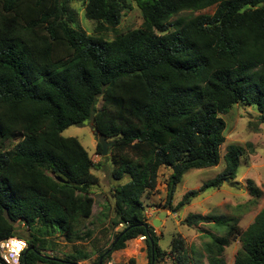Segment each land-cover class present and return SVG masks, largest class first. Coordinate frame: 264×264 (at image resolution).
Listing matches in <instances>:
<instances>
[{"label": "trees", "instance_id": "obj_1", "mask_svg": "<svg viewBox=\"0 0 264 264\" xmlns=\"http://www.w3.org/2000/svg\"><path fill=\"white\" fill-rule=\"evenodd\" d=\"M82 1L86 18L97 23L93 33L75 26L70 0H0V240H27L22 264L90 257L78 244L90 231L82 236L80 227L92 215L100 179L88 150L63 131L93 120L113 141L105 158L117 181L115 217L103 228L113 238L95 264L142 236L148 264H157L165 251L143 198L156 189L160 167L179 166L167 183L169 206L186 172L220 163L223 115L243 103L264 121V0H137L143 23L127 31L118 29L127 0ZM212 6V14L194 15ZM97 149L102 155L100 143ZM244 152L229 145L223 171L188 191L175 210L235 182ZM210 219L191 213L185 224ZM56 235L73 244L72 254L54 253ZM236 239L234 264H264V204L246 229L236 220L224 235H212L204 244L208 264H226V247ZM184 244L173 239L176 264H187Z\"/></svg>", "mask_w": 264, "mask_h": 264}, {"label": "rangeland", "instance_id": "obj_2", "mask_svg": "<svg viewBox=\"0 0 264 264\" xmlns=\"http://www.w3.org/2000/svg\"><path fill=\"white\" fill-rule=\"evenodd\" d=\"M127 2L130 6L123 13L118 26L120 31L139 28L143 23V16L137 0H127ZM70 5L76 11L77 24L75 26L93 33L97 23L86 18L84 2L82 0H70ZM215 8V6H212L197 11L194 15L212 14ZM106 37L111 39L114 37V33L109 31L106 33ZM100 105L101 101L98 103V107ZM260 115L262 113L258 111L256 106H246L243 103L234 106L229 113L223 115L227 128L226 140L220 148V163L214 167L192 169L186 172L182 181L178 184L172 203L169 206L167 204V183L173 169L166 166L160 167L156 189L143 198L149 223L159 210L166 209L169 212L168 217L163 219L164 223L156 228L161 232L160 246L165 251L157 264H176L175 256L171 253L175 237H180L185 241L184 247L189 257L187 258V264H204L205 262L208 264L204 254V244L211 240L212 235H224L228 224L236 220L239 222L242 214L247 218L244 222V227L247 228L249 221H253L261 210L264 204V121H262ZM95 133L93 120H87L82 126H69L63 131L64 136L77 137L88 150L96 164L92 171L100 179L99 184L92 187L91 196L94 198L92 215L85 219L80 227L82 236L90 231V234L84 235V239L78 243L83 245L85 251L90 254L89 258L80 261L81 264H95L98 251L108 247L113 238L111 230L106 231L103 228L110 225L111 219L115 217L111 191L117 185V181L112 177L114 169L112 161L101 155L97 149L98 140ZM18 140V138H15L11 143H16ZM108 141L112 140L108 139ZM231 144L241 145L245 149L238 167L236 181L233 183L225 182L221 188H209L200 192L197 197L192 199L190 204L175 210L177 204L188 191L199 190L205 182L215 178L223 171L225 167L224 155ZM126 181L127 178L121 182ZM254 187L261 194L258 198L251 193ZM191 213H203L211 218L210 222L198 223L192 226L187 225L185 219ZM231 215L234 217L233 220H230ZM120 228H122V225L118 227V229ZM200 231L204 232L202 236L198 235ZM23 233L28 236L29 231L25 229ZM54 239L58 243L56 251H54L56 255L65 257L74 252L73 244L63 236L56 235ZM240 247L239 239L231 241L229 246L226 247L224 253L226 264H233ZM141 248H144V250L141 251ZM142 254L145 255L144 258ZM131 258L135 259L134 264H148L145 240L138 239L137 241L128 242L125 249L113 252L111 259L105 264H132L129 263Z\"/></svg>", "mask_w": 264, "mask_h": 264}, {"label": "built area", "instance_id": "obj_3", "mask_svg": "<svg viewBox=\"0 0 264 264\" xmlns=\"http://www.w3.org/2000/svg\"><path fill=\"white\" fill-rule=\"evenodd\" d=\"M145 238L142 236L139 239L144 241ZM27 247V240L18 236H10L0 240V263L22 264V255Z\"/></svg>", "mask_w": 264, "mask_h": 264}, {"label": "water", "instance_id": "obj_4", "mask_svg": "<svg viewBox=\"0 0 264 264\" xmlns=\"http://www.w3.org/2000/svg\"><path fill=\"white\" fill-rule=\"evenodd\" d=\"M96 139L98 140V143L102 146V155L106 156L109 153L110 147L113 145V141H108L106 137H104L102 134L98 133L96 131L95 133ZM179 169V166H176L173 169V172H177ZM58 181H64L62 178L57 177ZM168 216V210H160L157 215L151 220L150 224L153 225L155 228L159 227L162 224L163 219H165ZM100 264H102V259H100Z\"/></svg>", "mask_w": 264, "mask_h": 264}, {"label": "crops", "instance_id": "obj_5", "mask_svg": "<svg viewBox=\"0 0 264 264\" xmlns=\"http://www.w3.org/2000/svg\"><path fill=\"white\" fill-rule=\"evenodd\" d=\"M160 211V210H159ZM168 215H169V212H168ZM202 215H204L203 213H202ZM247 215V214H246ZM168 217V216H167ZM227 217V216H226ZM153 218H154V216H153ZM152 218V219H153ZM229 218V217H228ZM233 216L231 215L230 216V220H233ZM245 218H246V216L244 217V214H242L241 216H240V220H239V222H238V224L241 226V227H243L244 229H246V227H244V222H245ZM247 219V218H246ZM216 221V220H215ZM214 221V222H215ZM253 221L252 220H250L249 221V223H248V225H247V227L252 223ZM164 223V220L162 221V224ZM156 232H157V234L158 235H161L160 233V230H158V229H156ZM204 234V232L203 231H200L199 233H198V235L200 236H202ZM162 236V235H161ZM139 238H136V239H132V240H130L131 242H133V241H137ZM130 241H128V242H130ZM128 242H127V244H128ZM144 250V248H141V251H143ZM204 254H205V251H204ZM143 256H145V255H143L142 254V257ZM144 258V257H143ZM204 264H207L206 262L204 263ZM233 264H234V261H233Z\"/></svg>", "mask_w": 264, "mask_h": 264}]
</instances>
